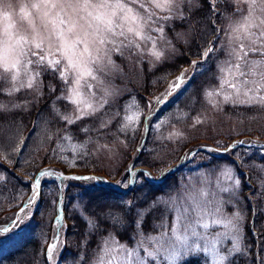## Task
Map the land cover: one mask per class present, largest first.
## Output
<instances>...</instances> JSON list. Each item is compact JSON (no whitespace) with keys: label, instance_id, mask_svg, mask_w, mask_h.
Segmentation results:
<instances>
[{"label":"snow or ice","instance_id":"6c2138e0","mask_svg":"<svg viewBox=\"0 0 264 264\" xmlns=\"http://www.w3.org/2000/svg\"><path fill=\"white\" fill-rule=\"evenodd\" d=\"M228 2L233 5L231 15L227 12L220 13L222 19L229 21L224 30L227 43L219 41L218 48L209 44L201 53L203 60H207L209 54H215L219 48H224L226 55L225 60L216 63L219 87L205 90V100L213 108L216 107L217 101L209 98L215 96L222 97L223 103L233 106L264 109V0ZM209 3L212 16H215L216 4H224L225 0H209ZM240 4L246 7L242 8ZM136 5L138 7H134ZM185 5L190 13L193 7L200 6V0H148V3L142 0H27L19 7V19L13 22V5L10 0H0V18L7 22L0 28V95L9 98L7 102H0V112H27L30 101L18 102L14 97L26 90V95L38 100L43 96L42 73H49L61 84L60 93L50 105L54 117L65 122L66 127L86 117H96L109 103L108 97L116 95L105 85L101 89L103 95L97 97L93 83L105 84L103 76L108 74L107 70L115 67L111 53L123 55V50H135L143 56L144 48L141 44H150L147 54L155 61L162 62L167 49L157 48V40L171 45V41L165 36L162 22L186 19ZM234 16L238 19L233 20ZM216 32L219 34V27ZM177 36L179 37V34ZM250 53H258L261 58L252 59ZM192 67L194 71L204 70V65L197 68L195 61L192 62ZM186 82L187 79L182 73L169 85L168 94L179 90ZM48 89L50 93H55V84L49 82ZM58 101H63L68 110L61 112ZM132 101H135V97L124 105L125 115L119 128L121 132H127L129 129L134 131L132 125L142 114L139 102ZM156 101L158 104L166 103V100L161 101L159 97ZM147 107H152L151 101L147 103ZM114 115H119V112ZM99 120L100 128L110 123L107 112L100 116ZM194 121L202 122L199 115L194 117ZM47 125L48 121L44 120L40 126L42 139L51 140L55 134ZM156 127L159 128L160 124ZM80 131L88 133L90 129L85 125ZM21 132L22 128L18 122L0 124V154L4 153L6 146L9 155L20 151V145L24 142ZM35 135L34 132L33 136ZM70 138L71 133L68 132L60 137L63 141ZM242 146L256 147L241 141L223 151L230 152L234 148L239 150ZM63 147L58 145L59 149ZM79 147L83 151L86 145L79 144ZM103 147L107 148L108 145ZM234 155L238 156V152ZM243 161L244 157L238 156L236 163L241 164ZM247 166L254 167L261 173V176L257 177L255 198L264 200V164L257 166L255 162L250 161ZM40 175L56 180L85 181L89 185L107 183L95 177H67L63 173L49 171ZM142 176L150 177V174L145 172ZM220 177L222 183L218 184L219 191L228 194L226 203H232L234 199L239 198L241 191V181L235 172V166L223 167ZM4 179L5 177L0 175V181ZM138 182H141V177H138L134 169H130L127 179L120 186L124 189L134 188ZM64 187L66 186H58V194ZM29 188L31 196L27 204L9 223L0 226V237L20 231L30 221V214H34L32 207L40 196L41 180H35ZM206 195L204 192H190L179 199L176 196L156 197L142 207L137 206L139 197L136 201H121L119 207L100 201L94 206L97 209L95 212L80 203V198L76 197L71 207L78 211L84 220L87 235L101 231V221L107 222L108 231L102 233L97 244L95 264H161V261L165 264H186L187 258L199 259L202 264H239L241 259L248 264L252 248L245 242L243 234L245 216L238 210L223 215L219 202H216L217 206L209 207V204L214 202H206ZM19 198H22V193L13 194V201ZM52 203L55 206L57 201ZM160 206L163 207L164 214L155 226L156 234H145L143 225L146 217ZM167 213H173L175 217L171 227L167 224ZM259 213L264 214V204L261 205ZM209 216L214 217L210 222L207 219ZM55 226L53 241L46 253L48 264H53L54 254L60 242V232L66 228L62 210L58 211ZM214 226H219L224 231H207ZM129 227L132 229L131 245L127 242L121 243L116 235L117 231L127 230ZM253 235L257 236V233L254 232ZM225 242L228 247L222 249L220 246ZM257 261L259 264V253Z\"/></svg>","mask_w":264,"mask_h":264},{"label":"rangeland","instance_id":"374dc122","mask_svg":"<svg viewBox=\"0 0 264 264\" xmlns=\"http://www.w3.org/2000/svg\"><path fill=\"white\" fill-rule=\"evenodd\" d=\"M10 2L13 5L11 11L13 22H15L19 19L20 5L27 2V0H10ZM142 2L148 3V0H142ZM206 2L209 11L208 17L212 18V30L210 33L213 35L206 37L208 41L203 45L202 51L209 44L213 48H218V42L221 40L227 43L224 30L229 21L222 19L220 13L227 12V14L231 15V9L233 8V5L228 0H225L224 4L217 3V14L212 16L211 4L209 0H206ZM134 7H138V5ZM240 7L246 6L240 4ZM197 8L199 7H193L192 11ZM192 11L189 13L187 5H185L184 14L186 19H174L162 22L164 24L165 36L171 41V45L169 46L163 41L157 40V48L167 49L162 62L155 61L153 57L147 54L148 48L151 47L150 44L147 46L143 43L141 44V47L144 48L143 56L135 50H123V55L116 52L111 53V59L114 61L115 67L107 70L108 74L106 76L101 74L105 84L99 85L93 82L97 97L103 95L101 89L105 85L116 93L115 96L108 97L109 103L105 105L102 110L103 112L97 113L99 124V117L105 112L108 113L110 123L106 127L100 128L98 125L95 130L84 133L80 130L77 132L73 127L70 128L71 125L67 127L64 125L65 130L60 137L65 132H68L71 133V138L67 141L61 140L60 137L54 141L52 140L51 144H49L51 146L48 156L49 163L35 170V167L40 163V159L48 154V143L41 136L40 126L44 121L43 117H41L38 119V126L35 130L36 135L33 136L31 132L23 136L24 142L20 145V151L14 152L16 155L12 160L7 159L8 156L6 157L5 153L0 154V175L5 177L4 181H0V226L9 223L20 209L25 206L24 204L31 196L29 186L37 179L41 180L43 185L38 202L32 207V213L38 210L40 204H43V201L48 197L50 198L49 214L52 215L53 219L52 201L55 200L57 189H53L52 186H45V184L46 182L55 180L56 188L64 185L66 186L64 187L67 190L66 192L69 191V187L67 188V180L42 177L40 174L45 170L63 173L64 175L76 173L83 177L91 173L97 180L106 181L105 179H107V183H102L107 188H114L119 192H124L129 188L124 189L120 185L127 179L128 171L135 168L137 169L136 173L138 177H141L143 180L147 177L153 184H161L158 182L168 179L172 174L171 170L177 168L178 171L175 174L177 186H175L174 192L169 193L168 198L176 196L179 199L190 192L193 194L204 192L207 194L204 197L205 201L214 202L209 204L210 208L217 206L216 202H219L223 215L232 214L238 210L245 216L242 225L243 234L245 225H252L253 231L257 230L256 227H259V223H256V216L262 221L261 224L264 225V214L259 213L264 200L261 202L260 199L252 198L243 201L239 197L238 199H234L232 203H226L229 199L228 194L221 193L218 188V184L222 183L220 177L221 169L225 166H235V172L239 175L240 181L243 178L242 174H249L250 180H248V184L250 183V189H252L255 187L254 181L256 175L261 176V173L256 171L254 167L247 166V164L250 161L255 162L257 166L264 164V148L261 147L264 146V109L244 105L233 106L232 104L223 103L222 97L215 96L209 98L217 101L216 107L213 108L205 100V90L219 87L216 63L217 61L226 59L224 48H219L215 54L210 53L207 60L201 59V51L199 56L192 57L188 64L182 65L173 74L160 71L159 67L161 65L172 63L173 59L181 55L184 48H187L190 44L193 38V25L189 24V15ZM235 19H238V17L234 16L233 20ZM213 20H215V24H213ZM175 21H180L182 25L188 24L191 28L184 32L176 31L173 35L174 37L171 38L168 34V26L173 27ZM6 23V21L0 18V28ZM217 27L220 29L219 34L216 32ZM177 34H179V37ZM153 35L156 34L153 33ZM250 58L260 59L261 57L258 53H250ZM150 60L152 63H149ZM193 61H195L197 68L204 65V70L194 71L192 67ZM144 71L152 74L153 79L149 88L151 92L136 90V87L144 81ZM157 72H162L163 74L158 75ZM182 73L187 82L182 84L179 90L169 95V85L176 81L177 77ZM44 74L42 73V79ZM135 75L138 76L136 79ZM132 80L134 81L130 87L129 84ZM199 81H203V85L198 94H194L195 84H198ZM25 91L22 90L21 92ZM27 97L33 98L28 95ZM132 97H135V101H132L133 103L139 102L142 114L139 116L138 121L132 125V128L135 129L134 131L129 129L127 132H121L119 128L122 124V117L125 115L124 105L126 102L131 101ZM157 97L161 101L166 100V103L158 104L156 101ZM149 101L152 102L151 108L147 107ZM116 112H119V115H114ZM197 115L200 116L202 122L195 123L194 117ZM157 124H160L159 128L156 127ZM87 126L93 128L90 122ZM89 137L91 139H88ZM139 141L144 142L143 147H140ZM241 141L245 142V144H254L256 147L249 148L242 146L239 150L234 148L230 152L223 151L235 142ZM74 144L77 147L73 148L72 145ZM79 144L86 145V148L82 151ZM105 144L108 145L107 148L103 147ZM58 145H63V149H59ZM200 149H203V151H200ZM207 149H214L215 151H207ZM195 150L199 151L194 153ZM237 152L238 156L244 157V161L241 164L236 163L238 156L234 155V153ZM245 153L247 154L245 155ZM31 154H35L39 159L31 157ZM140 168L147 171L150 177L142 176L144 172ZM47 188H50L51 191L47 192ZM165 188L170 187L166 186ZM130 192L131 190H128L126 194ZM255 192L254 190L251 191L254 194ZM16 193H22V198L13 201V194ZM158 197L164 196L159 195ZM100 201L108 204L115 202L114 199L103 197L96 204ZM66 204L65 209L64 207L63 209L61 208L65 224ZM245 204L251 205L249 218H247L244 211ZM62 205H64V197ZM30 215L32 216L33 214ZM174 218V214L172 213V219L168 223L169 227L172 226ZM213 218L209 216L207 218L208 222ZM56 219L54 218L53 224L54 234L56 231ZM261 224L259 229H263ZM199 230L204 231L203 229ZM207 231L215 233L216 231L222 232L224 229L214 226ZM64 232L65 229L60 232V242L54 254L55 259L53 264H65L60 258L64 248ZM120 242L123 243L121 240ZM220 247L222 249L228 247L227 242ZM32 253L33 249L28 248L27 252L23 253L22 256L32 257ZM97 254L95 255L96 257ZM95 260L91 264H95ZM161 264H165V262L161 261Z\"/></svg>","mask_w":264,"mask_h":264},{"label":"trees","instance_id":"16d2710c","mask_svg":"<svg viewBox=\"0 0 264 264\" xmlns=\"http://www.w3.org/2000/svg\"><path fill=\"white\" fill-rule=\"evenodd\" d=\"M200 5L201 6H199V8L192 11V13L189 15V24L193 25V38L190 41V44L187 48H184L181 55H178L175 59H173L172 63H164L159 67L160 71L163 73L173 74L177 72L182 65L188 64L192 57L199 56L203 49V45L206 43V41H208L206 37L213 35L210 33L212 30V18L208 17L209 11L207 9L208 6L206 0H200ZM174 23L175 24L173 27L168 26V34L171 38L174 37L173 35L176 31L184 32L191 28V26L188 24L182 25L180 21H175ZM162 72L157 73L158 75H162ZM135 76L136 79L138 76ZM143 77V83L136 87V90H145L151 92L149 88L151 87V81L153 79L152 74L148 71H144ZM134 80L130 81V87ZM49 82L55 84V93L49 92ZM202 85L203 81H199L198 84H195L194 94H198ZM60 89V81L55 79L49 73H45L43 75L42 97H40L38 100H34V98L27 97L26 91L20 92L14 97V99L18 102H23L24 100L30 101L27 112L22 110H16L8 113L0 112V124L7 125L12 122H18L22 128V137L28 135L31 132H35L38 126L39 118L43 117V120L48 121L47 126L55 135H53L51 140L46 139V142L48 143V154L40 159V163L35 167V170H38L49 163L48 156L49 150L51 149L49 144H51L52 140L54 141L60 137V135L65 130V122L54 117L50 107L56 95L60 93ZM8 99V97L0 95V102H7ZM57 104L61 111H66L68 109L63 101H58ZM102 112L103 111H101V113ZM89 122L93 126V128H89L90 131L95 130V128L99 125L98 118L96 116L78 121L77 123L72 124L70 128L73 127L78 132L81 127L87 125ZM26 140L27 138L25 139V143ZM4 153L6 154V157L8 156L7 159L9 160H12L16 155L14 152L9 155L7 146L5 147ZM31 157L39 159L35 154H31ZM242 176L243 178L241 179V191L239 193V197L242 198L243 201L250 200V197L255 198V194L251 193V191L254 190L255 192L257 187V177H259V175H256L254 181L255 187L252 189H250L248 184V180H250L249 174L246 175L245 173L242 174ZM175 180V174H173L171 178L161 184H153L141 180V182H139L129 194H126L115 192L106 187L98 186L95 183L89 185L88 182L85 181L69 179V191L67 192L66 204V229L64 233V248L60 255L61 261L65 264H91L98 252L97 244L101 239L102 233L108 231L107 222L101 221V231L92 235H87L84 220L81 219L79 212L71 207L74 198L79 197V202L87 205L88 209L93 212L97 210L94 207L96 202L103 197L114 199L115 202L113 204L111 203V205L114 207H119L121 201H136L137 197H139L140 200L137 206L142 207L146 206L150 201L154 200L159 195L168 198L169 193H172L173 190L175 191L176 189L175 186H177V184ZM45 186H52L53 189H56L55 182L47 183ZM166 186L170 188H165ZM50 191L51 189L47 188V192ZM49 200L50 198L47 197L45 201H43V204H41L39 209L36 210L31 216L27 226L23 227L20 231L8 234L6 237H0V264H48L46 253L49 245L53 241L54 236V227L52 223L53 219L52 215L49 214ZM260 201L263 202L261 199ZM244 211L247 215V218H249L251 214V205L249 206L245 204ZM163 214V207L160 206L154 209L153 212L146 217L143 225V231L145 234L156 233L155 226L161 221ZM171 219V213H167V224L170 223ZM256 223H259V227H256V231H253L252 225H245L244 229L245 242L251 245L252 248L251 259L248 261V264H258L257 253L260 255L259 264H264V225L261 224L262 221L258 218V216H256ZM260 224L262 225L263 229H259ZM254 232L257 233L259 239H257V236L253 235ZM86 235L87 238L85 239ZM116 235L121 241L130 244L133 241L131 238L132 229L130 227L127 230L122 229L117 231ZM45 238H47V242H45ZM28 248L33 249L32 257H23V253L25 254ZM186 264H202V261L195 258H187ZM239 264H245V261L241 259Z\"/></svg>","mask_w":264,"mask_h":264},{"label":"bare ground","instance_id":"6f19581e","mask_svg":"<svg viewBox=\"0 0 264 264\" xmlns=\"http://www.w3.org/2000/svg\"><path fill=\"white\" fill-rule=\"evenodd\" d=\"M26 204H27V203H26ZM26 204H25V205H26Z\"/></svg>","mask_w":264,"mask_h":264}]
</instances>
